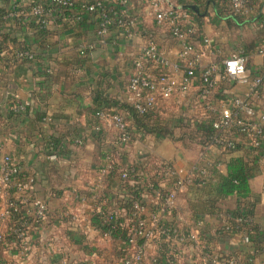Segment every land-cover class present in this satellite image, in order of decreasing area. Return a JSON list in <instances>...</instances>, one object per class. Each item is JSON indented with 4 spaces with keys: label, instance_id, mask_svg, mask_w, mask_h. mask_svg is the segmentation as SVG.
I'll return each mask as SVG.
<instances>
[{
    "label": "crops",
    "instance_id": "0c3cea01",
    "mask_svg": "<svg viewBox=\"0 0 264 264\" xmlns=\"http://www.w3.org/2000/svg\"><path fill=\"white\" fill-rule=\"evenodd\" d=\"M37 1L46 3V0H0V141L18 161L21 170L35 177L33 193L46 201L50 212L69 207L81 221L79 226L76 223L69 227L54 224L48 218L25 238L24 257L21 246L13 243L14 237H8V244H0V264H72L92 260L93 251L105 258V264H115V257L111 255L115 249L113 241H102L93 229L87 228V236L81 233L87 224H94L96 220L93 213L98 204L91 197L95 186L101 195L99 203L106 208L114 206L119 182L117 173L98 182L104 155L114 151V129L94 113L112 110L128 118L120 105L129 103L125 88L139 49L151 38L175 62L179 42L165 25L156 23L149 0H129L126 16L138 20L132 37L125 35L124 27L115 18L111 19L105 34L99 36L100 17L96 12H84L80 19L51 12L47 26L41 31L35 19L28 15L30 6ZM74 1L77 4L95 0ZM103 1L106 6L111 4L109 0ZM249 1L242 12L224 16L213 6L200 4V0L196 5L192 0H168L185 9L186 5H192L187 9L199 36L209 38L211 52L200 63L213 67L216 83L210 95L212 107L221 106L223 100L232 96H249L246 86L222 76L223 59L241 51L248 56V71L264 74V58L256 50L264 38L260 24L264 0ZM126 16L124 12L122 20ZM193 41L195 50L201 51L198 36ZM21 48L31 51L33 59L16 61L13 53ZM197 89L195 81L188 94L164 100L157 107L158 114L185 122L206 121L207 117L203 120L204 106L195 98ZM249 99L257 110L264 108V90L250 95ZM172 112L177 115L168 116ZM209 117L213 118L214 113ZM128 123L132 141L117 154L119 162L135 167L148 165L152 159L187 167L200 161L210 167L209 163L216 161L218 173H226L225 153L203 143L179 141L172 134L177 126L174 121L170 134H147L134 130L131 122ZM202 132L198 130L196 134ZM243 143L239 141L241 151L237 150V155L242 156L252 174L248 181L250 191L220 198L215 207L232 211L239 199L252 202L255 232L247 242L242 240L243 235L230 233L214 236L210 243L217 252L264 264V145L250 151ZM186 193L187 208L182 215L190 219L188 201L199 196L203 199L205 194L190 190ZM77 196H87V199L80 202ZM203 219L209 232L219 227L215 216L204 214Z\"/></svg>",
    "mask_w": 264,
    "mask_h": 264
},
{
    "label": "built area",
    "instance_id": "2783aa9c",
    "mask_svg": "<svg viewBox=\"0 0 264 264\" xmlns=\"http://www.w3.org/2000/svg\"><path fill=\"white\" fill-rule=\"evenodd\" d=\"M106 6L103 0L92 2L74 0H46V3L34 2L28 15L35 18L41 27L47 25L51 12L60 13L57 8L70 11L68 18L80 19L84 12H96L100 17L97 34L107 31L111 19L115 18L125 35L132 37L138 22L135 17L126 16L129 0H109ZM248 0H230L231 11L242 12ZM51 6L46 7V6ZM76 5V6H75ZM157 24L165 25L170 35L178 40L179 50L175 62L169 60L158 44L151 38L139 49L132 61V72L126 84V94L138 113L157 110L159 104L175 95L188 94L195 81L198 82L197 103L204 106L206 117L211 113V125L217 134L213 145L219 148H235L240 140L252 148L264 145V108L257 110L249 99L264 90V74H251L247 69L248 56L239 51L223 59L222 76L247 87V97L232 96L223 100L222 105L212 107L210 95L215 87L213 67L202 66L201 58L211 52L209 38L197 32V26L190 12L175 6L168 0H149ZM125 12L127 19L122 20ZM201 41V51L194 47V37ZM83 49L80 53H83ZM257 53L264 58V38L258 45ZM14 59L31 60V51L21 48L13 53ZM95 116L104 120L114 129V151L104 155V164L99 168L98 182L101 183L112 173H117L119 182L115 193L114 206L103 208L98 187L92 191V199L97 202L93 216L100 217V224H87L81 233L88 235L93 229L98 238L105 242L116 241L120 256L115 264H257L251 258L239 259L229 254L217 252L207 241L202 228L203 222L195 224L176 210V201L181 192L192 187L204 186L210 178L209 166L204 162H195L180 167L165 160H150L146 169L126 165L117 160V154L132 141V131L122 113L112 110H99ZM144 158V156H142ZM35 177L23 172L18 161L0 141V244H8L13 236L16 245L21 246L22 257L26 255L25 238L37 230L50 218L54 224L69 227L79 226L77 214L66 207L50 212L46 201L33 193ZM85 202L87 196H77ZM125 203L127 208L125 207ZM241 221L240 218L236 219ZM242 221L253 223L252 218ZM88 228V230H87ZM234 232L233 229L229 230ZM113 234H116L113 239ZM249 239L244 236L242 239ZM162 256L164 263L159 262ZM92 260L76 261L72 264H105L106 260L96 251ZM187 260L189 262H187Z\"/></svg>",
    "mask_w": 264,
    "mask_h": 264
},
{
    "label": "trees",
    "instance_id": "16d2710c",
    "mask_svg": "<svg viewBox=\"0 0 264 264\" xmlns=\"http://www.w3.org/2000/svg\"><path fill=\"white\" fill-rule=\"evenodd\" d=\"M192 1L194 3L193 5H196L195 3L199 2V0H192ZM200 4L211 5L214 7L217 13L221 11L224 16L233 15L232 14L233 12L231 11L230 0H200ZM249 4H250V1L248 0L247 5ZM189 6H192V5H186L185 6L186 9ZM46 7L51 8V6H48V5ZM194 7L197 8L196 6ZM77 8L78 7L76 6L75 9L74 8L73 9L76 10ZM58 9L60 13L57 12V14L59 16L62 15L65 17H68L71 11V8L70 9L57 8L55 10H58ZM125 19H127V17H125ZM260 19H261L260 24L262 25L261 29L262 28L264 29V17H260ZM36 24L39 26L41 31H43V29L47 26L45 25L41 27L38 23ZM259 42L257 44L256 50H258ZM120 106L127 112L128 118L125 115H123L127 123L131 122L132 126L134 127V130L140 129L141 131H144L147 134H155V133L156 134H170L171 123L174 121L175 125H177L179 124L177 123V121H181V119H178V118H177L178 120L174 118V119H169L166 121V120H162L160 118L161 116L158 118L157 117L154 118L153 116H156L155 113L157 110L155 111L151 110L143 114L138 113L133 108V106L130 104V102L127 104L124 103ZM198 130H201L203 132L200 135L199 134L197 135L196 132ZM193 133L194 135H190L189 138L195 143H203V146L218 147V146L213 145V142H212L217 132L212 127L210 118L207 119L206 121H201V122L196 121L195 129ZM178 140L183 141L184 139H178ZM243 141H244L243 144L250 151L258 150L259 148H261V147L252 148L251 146L246 144L244 139ZM238 147L240 146L237 143L235 148L233 149L220 148L227 157L226 158V173L224 175L218 173L217 168L215 166L217 163L216 161L210 162L209 163L210 164V167H209L210 178L207 181V183L202 187L188 188V190L192 191L195 194L200 195L202 192L203 194H205L203 195L205 197L203 199H200V196H199L197 197L198 198L197 200L188 201V208L191 212L189 220H191L194 224L197 221L203 222L202 228L204 230L205 238L207 239L208 242L213 241L214 236L216 237L229 236L230 233L240 234V235H243V237L247 236L248 239H250L253 233L255 232L253 223L249 224V223L242 221L244 218H252V212L254 208L252 202H249L247 199H242V200L239 199L237 201L235 210H232V211H223V210L221 211L219 209H216L215 207L216 201H218L220 198H225V197L232 196V195H237V196L245 195V194H248L250 191L248 181L250 177L252 176V174L249 172V169L247 168L242 156L239 153L237 155V150H240V148ZM150 162H152V159L150 160ZM142 166L143 165L139 164L138 166H135V167L141 168ZM146 169L151 170L152 166L147 165ZM204 214L208 216H212V217L215 216L216 218L219 219V227L213 233L209 232V230L204 224V219H203ZM95 217H96L95 223L92 225L97 226L100 224V217L99 216H95ZM237 218H240L241 221L237 222L236 221ZM230 229H233L234 232H230L229 231ZM115 237H116V234H113V239H115ZM113 243L115 244V249L111 255L114 256L115 259H117L119 258L121 252H120L118 243L116 241H113ZM229 255L234 256L233 254H229ZM159 262L164 263L162 256L159 257Z\"/></svg>",
    "mask_w": 264,
    "mask_h": 264
},
{
    "label": "rangeland",
    "instance_id": "374dc122",
    "mask_svg": "<svg viewBox=\"0 0 264 264\" xmlns=\"http://www.w3.org/2000/svg\"><path fill=\"white\" fill-rule=\"evenodd\" d=\"M156 116H153L154 118H158L160 117V115L157 113H155ZM171 115H177L176 112H172V113H169L168 116H171ZM162 120H169L168 117L167 119L164 118V117H160ZM173 117L171 116L170 119H172ZM178 120V119H177ZM194 121H177V126H176V129L175 131L172 133L177 139H184V142H187L188 144L192 143V144H195L194 141L190 140L189 136L190 135H194L193 131L195 129V119H193ZM196 138V137H195ZM186 153H189V152H186ZM185 153V154H186ZM192 153V152H191ZM187 190L184 191V192H181L177 198V201H176V210H177V213L182 215L185 207L187 208V203H186V196H187ZM179 211V212H178Z\"/></svg>",
    "mask_w": 264,
    "mask_h": 264
}]
</instances>
